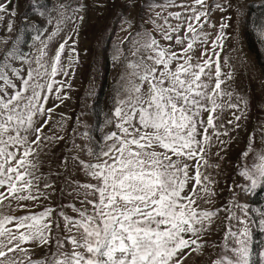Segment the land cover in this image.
<instances>
[{
  "label": "snow or ice",
  "instance_id": "6c2138e0",
  "mask_svg": "<svg viewBox=\"0 0 264 264\" xmlns=\"http://www.w3.org/2000/svg\"><path fill=\"white\" fill-rule=\"evenodd\" d=\"M11 3L0 0V22L15 16ZM83 7L60 5L65 11L54 30L36 28L32 40L40 46L31 44V52L17 46L20 36L0 52V264H187L206 247L218 249L210 264H264V239L258 245L254 239L257 230L264 236V206L247 204L250 194L264 192V125L254 128L238 157L242 182L229 185L228 202L207 209L200 203L214 204L217 196V181L205 172L213 166L210 150L219 143L227 154L231 133L247 121V101L231 83L234 68L225 73L221 65L231 39L227 13L235 11L240 22L246 6L240 0H144V27L127 21L111 57L119 78L106 123L116 130L97 140L74 129L84 143L74 138L57 156L65 136L51 125L59 105L47 104L53 93L60 103L68 98L55 77L69 76L78 53L71 32L54 50L50 44ZM45 11L34 14L37 24ZM217 11L218 24L212 20ZM12 27L9 21V32ZM248 27L264 45V17ZM228 111L233 118L225 123ZM52 160L59 161L55 172ZM57 180L61 200L68 201L31 211L56 195ZM221 213V241L210 242L205 238Z\"/></svg>",
  "mask_w": 264,
  "mask_h": 264
},
{
  "label": "rangeland",
  "instance_id": "374dc122",
  "mask_svg": "<svg viewBox=\"0 0 264 264\" xmlns=\"http://www.w3.org/2000/svg\"><path fill=\"white\" fill-rule=\"evenodd\" d=\"M134 0H12L9 5V12L15 11V16L5 14V19L0 22V52L6 47H10V42L20 36L17 46H23L26 50L32 51L31 44L39 47V43L32 40L37 27H43L49 31L54 30L56 21L60 19V13L65 9L60 5H86L76 13V21L74 24L67 26L68 31H62L59 36L55 37L50 44L51 49L58 47L63 38L71 32L75 41L78 58L76 62L69 68V76L64 77L58 75L55 77L57 81H64L63 93L68 98L63 103L53 98L49 100L47 107L54 108L51 125L57 133L65 136V141L56 148L55 154L62 156L68 147H70L74 137L73 130L78 132L87 131L97 140L103 133L116 130L114 125L106 123V118L113 111L112 94L114 89V81L117 80L119 68L113 67L111 57L114 56L119 42L127 34L123 29L127 27V21H133L136 25L144 27L140 17L149 14L148 8H141L140 4L144 0H135L136 7H129ZM211 2V0H210ZM235 2V0H234ZM242 8L246 6V15L240 22L237 20L235 11L227 13L231 16L232 27L227 29L231 39L225 41L221 54V65L223 72L227 73L230 67L234 68L231 82L236 92L244 96L247 101V121L242 120L240 123L243 127L239 133H231L235 140L231 142L227 154L220 152V145L217 143L210 151L208 163L213 165L205 169L206 174L211 175L217 184L214 186L217 196L214 198V204H206L201 200V206L204 208H219L226 204L230 198L229 185L241 183V178L236 175V169L239 165L238 157L245 149L249 135L258 125H264V45L259 44L249 25L259 23L264 17V0H240ZM260 5V7H258ZM255 9L256 15H247V9ZM260 8V9H259ZM38 9H46L45 19L36 23L35 13ZM179 10V9H175ZM70 14V13H69ZM83 17L81 21L79 17ZM220 12H215L212 20L219 23ZM52 18V25L47 24V19ZM12 22V31H8V23ZM151 30V25H148ZM76 28L77 31H72ZM135 29H133L134 31ZM9 42L6 44L5 42ZM167 43V42H165ZM72 44V41H69ZM177 46V50H178ZM219 50V49H218ZM199 55V53H197ZM224 58L230 61L228 66L224 65ZM65 63H67V52L64 54ZM74 69V71H73ZM69 85L71 86L69 88ZM60 86L59 84L57 85ZM62 114L65 119H61ZM231 112L225 113L224 121L232 119ZM79 119V123H77ZM227 140V137H221ZM78 144L84 143L82 139L76 138ZM257 146L259 140L257 138ZM219 152V156L216 153ZM223 156L224 159H220ZM51 171H57L58 160H52ZM219 164V168L215 165ZM44 173L49 172V166L45 163L42 168ZM61 181H56L57 193L50 201L45 200L39 206L32 208L31 211H40L43 207H57L62 202L66 203L68 197L65 196L62 201L59 195ZM239 193V189H236ZM259 192V190H258ZM264 192L259 194H250L247 198V204L250 209L264 206ZM243 203V198H241ZM16 215L25 214L24 211L14 213ZM215 222L213 233L206 237L210 242L221 241L224 227L223 217ZM254 215V213H250ZM260 240L264 239L257 230L254 234ZM40 250H37L39 253ZM218 249L206 247L203 252H197L191 255L187 264H210V258H215Z\"/></svg>",
  "mask_w": 264,
  "mask_h": 264
},
{
  "label": "trees",
  "instance_id": "16d2710c",
  "mask_svg": "<svg viewBox=\"0 0 264 264\" xmlns=\"http://www.w3.org/2000/svg\"><path fill=\"white\" fill-rule=\"evenodd\" d=\"M258 7H260V5H258ZM260 9V8H259ZM257 13H256V10L255 9H247V15H251V16H254L255 17V15H256ZM254 239L257 241V245L259 244V241H260V239L257 237V236H254Z\"/></svg>",
  "mask_w": 264,
  "mask_h": 264
}]
</instances>
